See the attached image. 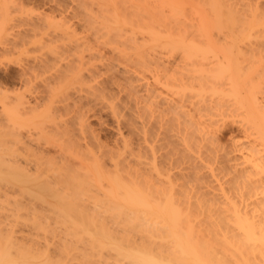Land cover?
Returning <instances> with one entry per match:
<instances>
[{
  "label": "bare ground",
  "instance_id": "6f19581e",
  "mask_svg": "<svg viewBox=\"0 0 264 264\" xmlns=\"http://www.w3.org/2000/svg\"><path fill=\"white\" fill-rule=\"evenodd\" d=\"M137 1L76 0L66 10L53 0L56 11L41 22L55 31H42L37 19L40 38L37 17H30L22 23L32 18L37 31L11 38V8L23 13V3L0 0V55L36 38L34 47L52 48L51 56H34L35 64L20 70L25 78L15 95L0 89L5 264H121L116 246L146 248L183 264L169 238L173 230L197 248L201 264H264V2L188 0L199 6H192L190 20L181 0L176 8L175 0L165 9L156 5L169 8L161 11L169 19L158 9L147 15L140 9L147 0ZM45 33L64 51L48 49ZM175 54L181 62L168 66ZM108 81L125 100L117 96L116 103ZM91 97L103 106L99 116L107 109L132 136L118 125L116 143H103L87 120L98 114ZM230 123L241 135L227 149L218 132ZM138 197L152 212L137 206Z\"/></svg>",
  "mask_w": 264,
  "mask_h": 264
},
{
  "label": "rangeland",
  "instance_id": "374dc122",
  "mask_svg": "<svg viewBox=\"0 0 264 264\" xmlns=\"http://www.w3.org/2000/svg\"><path fill=\"white\" fill-rule=\"evenodd\" d=\"M15 1H16V0H15ZM17 1H18V3H19L20 0H17ZM52 1H53V0H52ZM52 1L50 0V1H49L50 3H49L48 0H46V1H45V0H21L20 3H23V4H22V5H21V4H18V5H19V7H21V8L23 7V9H24V12H23V13H21L20 11H19L20 13H19V12H16V11H15L16 8L14 9V6H13V7H12L13 9L11 8V11L14 10V12H13L11 15H12V17L14 16V17L16 18V20H12V21H9V22H8V23H9V26H10V22L12 23L11 26H10V32L12 33V35H11L10 37H11V38H15L14 34L19 33V32H20L19 34H21L22 31H23V34L25 35V32H26V31H25L24 29H27V33L30 32V35H31L32 32H34V31L31 32V30L29 31V29H30V28H31V29L34 28V27L30 26V23L33 22V19H34L35 17H37L36 20H34V23H33V24H35V21H36V23H37V19H38V21H40V22L44 19L43 22H45V18H43V19H41V18H42L43 16L47 18V17H48V15L46 14L47 12H48L49 16L52 15L53 12L51 13V11H56V10H55V8H56L55 6H56L57 4L60 5V6H62V7L64 6L63 8L66 9V10H68L69 8H72L73 6L75 7V6L78 4V3L76 2V0H75V1L73 0V1L75 2V5H74V3L71 4V3H72L71 0H58L57 2H56V0H55V3H57V4L55 5V3L53 2V4L55 5V6H54V5L52 4ZM77 1H81V0H77ZM133 1H134V0H133ZM140 1H141V0H140ZM158 1H159V2H158ZM172 1H174V0H172ZM172 1H171V0H169V1H168V0H165V1H164V0H162V1H161V0H153V2H152V0H150V1L147 0L146 3H145V1H142V2H140V3H143V2H144V4H145V8L147 7L148 9L142 8V6H141L140 3H139V5L141 6V8H140V7H139V8H140V9H143V11L149 10L150 12L154 10V11H153V12H154V15H155V9H156V11H157V9H158V11L160 10L159 13H162V16H161V17L165 16L166 19H169V16L164 15L163 12H161V11H162V10L164 11V9L167 8V6L169 7V5H167L168 3L170 4V6H172V5L175 4V5H174L175 7L173 6L174 8H176V6L180 4V3H179L178 1H176V0H175V1H176L178 4L175 3V1H174V4H173ZM179 1H180V0H179ZM181 1H182V3H186V4H181V5H182L181 7L183 8V10H186V11H184V12H185V15H184V16L186 17V15L188 16V15H191V14L194 15L195 10L192 9V6L196 5L197 2L194 0V1L196 2V4H194L195 2L192 3V2H190L191 0H190V1L187 0L188 2H186V0H181ZM198 1H199V0H198ZM262 1L264 2V0H262ZM59 2H61V3H59ZM136 2H138V1L136 0ZM161 2H162V3H161ZM166 2H167V4H166ZM44 3H45V5H44ZM76 3H77V4H76ZM150 3L152 4V6H153L154 8L151 6ZM171 3H172V5H171ZM191 3H192V4H191ZM62 4H63V5H62ZM137 4H138V3H137ZM149 4H150V5H149ZM154 4H155V6H154ZM159 4H164L163 6L161 5L162 8H164V9H160L161 7H160V8H155V7H158V6H156V5H159ZM23 5H24V6H23ZM51 5H52V6H51ZM58 5H57V6H58ZM147 5H148V6H147ZM165 5H167V6H165ZM197 5H198V4H197ZM45 6H46V7H45ZM60 6H59V7H60ZM159 6H160V5H159ZM164 6H165V7H164ZM263 6H264V4H263ZM74 7H73V8H74ZM143 7H144V5H143ZM150 7H151V8H150ZM187 7H188V8H187ZM197 7H199V6H197ZM197 7L194 6L193 8H197ZM200 7H201V6H200ZM50 8H51V9H50ZM67 8H68V9H67ZM170 8H171V7H170ZM179 8H180V7H179ZM179 8H177V9H179ZM184 8H185V9H184ZM136 9H137V8H136ZM144 9H145V10H144ZM168 9H169V8H168ZM168 9H166L168 12H167L166 10H165V11H166V13L169 14L170 11H169ZM197 9H198V8H197ZM200 9H201V8H200ZM17 10H18V9H17ZM70 10H71V9H70ZM70 10H69V11H70ZM140 11H141V10H140ZM143 11H142V12H143ZM149 11H148V12H149ZM165 11H164V12H165ZM173 11H174V10H173ZM173 11L171 10L172 13H173ZM180 11H182V10L180 9L179 12H180ZM187 11H188V12H187ZM192 11H194V12L191 13ZM0 12H1V11H0ZM44 12H45V13H44ZM57 12H58V11H57ZM153 12H151V13H153ZM177 12H178V10H177ZM177 12H176V13H177ZM196 12H197V11H196ZM198 12L203 13L201 10H200V11L198 10ZM198 12H197V13H198ZM42 13H43V14H42ZM55 13H56V12H55ZM55 13L53 14V16H54V15H58V16H59V14H58L59 12L56 13V14H55ZM140 13H141V12H140ZM157 13H158V12H157ZM166 13H165V14H166ZM180 13H181V12H180ZM197 13H196V15H197ZM45 14H46V16H45ZM142 14H143V13H142ZM146 14L148 15L147 11H146ZM147 15H145V16H147ZM149 15H151V14H149ZM154 15H153V17H156V16H154ZM157 15H161V14H157ZM172 15H175V14L173 13ZM58 16H55V17H57V18H56L57 20H59V19H58ZM178 16H179V15H178ZM181 16H182V15H181ZM30 17L33 18V19H32V18L30 19V20H32V21H30L29 23H26V22L29 21L28 18H30ZM38 17H39V18H38ZM148 17H149V16H148ZM151 17H152V15H151ZM157 17H158V16H157ZM159 17H160V16H159ZM170 17H171V14H170ZM172 17H173V16H172ZM172 17H171V18H172ZM175 17H176V15H175ZM188 17H189V16H188ZM188 17H187L186 19H188ZM194 17H195V16H191L192 19H193ZM25 18H27V19H25ZM59 18H60V17H59ZM171 18H170V19H171ZM182 18H183V20H184V17H182ZM191 18L189 17L190 20H191ZM23 19L27 20V21L25 22L26 25H24V24L22 23ZM180 19H181V17H180ZM19 20H20V21H19ZM71 20H73V19H71ZM71 20H70V21H71ZM190 20H189V21H190ZM70 21H69V22H70ZM43 22H41V23H43ZM74 22H76V21L73 20V23H74ZM41 23H40V24H41ZM46 23H47V21H46ZM46 23H45V26L47 25ZM70 23H71V22H70ZM27 24H29V27H28ZM38 26H39V25H37V28H40V26L42 27V25H40L39 27H38ZM43 26H44V23H43ZM45 26H44V27H45ZM44 27H43V28H44ZM47 27H48V26L45 27L46 29H42V31L44 30V32H45V30H48ZM75 27L77 28V31H81V30H79L81 27H80V28H78L79 26H75ZM28 28H29V29H28ZM35 28H36V24H35ZM35 28H34L33 30H36V29H37V28H36V29H35ZM51 28H52V27H51ZM51 28L49 27V29H51ZM39 30H41V28L38 29V32H37L38 34H37V33H35V34L41 36L40 38H43L42 35L39 34V32H40ZM52 30L55 31L56 29L52 28L51 30H48V31H46V32L49 33V31L52 32ZM57 30H60V28L57 29ZM61 30H62V29H61ZM61 30H60V33H61ZM24 31H25V32H24ZM36 31H37V30H36ZM36 31H35V32H36ZM42 31H41V32H42ZM44 32H43V33H44ZM43 33H41V34H43ZM57 33H58V32H57ZM35 34H33V35H35ZM45 34H46V33H45ZM21 35H22V34H21ZM30 35H27V37H28V36L30 37ZM33 35H32V36H33ZM36 35H35V37H34V36H33V37L36 38ZM46 35H47V34H46ZM46 35H43V36H46ZM16 38H18V36H17ZM45 38H46V40H47V39L50 38V37H48V35H47V37H44V40H45ZM25 39H26V38H25ZM32 39H33V38L31 37V40H32ZM36 39H37V38H36ZM36 39H35L34 43H33V41H29L30 44H25L24 46L17 44V46H16V47H17V50H14V48H11V51H12V50H14V51H18V52L15 53V54H13V53H14L13 51H12V53L9 54V52H11V51H8L7 54L4 55L5 58H4V56H3L2 54H1L2 57H1V55H0V57H1V58H0V61H2V62H0V89H2V91H4V90H8V92H9L10 90H12V91H10V93H8V94H11V93H14V92H15V93L13 94V95H15V94H16V91H17L18 89L20 90V89L22 88V85H23V82H24V81L22 80V79H23V78H22L23 75H21L22 68L25 67V64H26V63H29V65H33V64H35V63H34L35 61H33V60H35L34 56L37 57L36 60H37V59H40V56H42V58H45L44 55H46L47 53H50V52H51V51H50V50H52L51 46H52V47L54 46L53 48H54L55 50H56V48H58V50H60V51H61V49H62V51H64L63 49H65V47L60 48L61 45L57 42V41L60 42L62 39H58L57 41L55 40V44H56V42H57V43H58L57 45H58V46L60 45L59 47L56 46V45H53V43H52L50 40H49V41L52 43V45H50L51 43H48V41H46V40H45L46 43L43 42V39H42V42H43L45 45H47V43L49 44L50 47H49L48 49H50V48H51V49H50V50H47L46 47H48V46L45 47L46 49H45V48H42V47H39L38 44H37L38 46H37V47L35 46V47H36V48H35L33 45L35 44V42H38ZM38 39H39V38H38ZM26 40H28V39H26ZM29 40H30V39H29ZM31 42H32V43H31ZM61 42H62V41H61ZM64 42H65V41H64ZM27 43H28V41H27ZM43 43H41L40 46L43 45ZM62 43H63V42H62ZM31 44H33V45H31ZM63 44H65V43H63ZM63 44H62V45H63ZM11 45H12V44H11ZM65 45L68 46L67 43H66ZM65 45H63V46H65ZM12 46H13V45H12ZM72 46H73V44H72ZM16 47H15V48H16ZM43 47H44V46H43ZM41 48H42L43 51L46 50V51H45L46 53H44V52L41 50ZM59 48H60V49H59ZM24 49H26V50H24ZM37 49L41 50L43 53H42L41 51L37 50ZM37 51H38V52H37ZM47 51H48V52H47ZM163 52H164V51H162V53H163ZM72 53L74 54L75 52H74V51H72V52H71V51L66 52L65 55H68V54H69L70 58H69V56L66 57V58L64 57V58L66 59V61L68 60L67 58H69L70 62H71L72 59H73L72 62H73V63L76 62V64H77V61L74 60V59L76 58L77 54L75 53V54H74L75 56H74ZM160 53H161V52H157V54H160ZM162 53L160 54L161 56H163ZM164 53H165L164 55H169V54H167L166 52H164ZM3 54H4V53H3ZM70 54H71V55H70ZM157 54H156V55H157ZM9 55H10V56H9ZM65 55H64V56H65ZM179 55H180V54H179ZM179 55L177 56V54H175V56H176L175 58H174V56H173L172 58H170V57L168 56V57H169L168 61L170 60L172 63H170V61H169L167 65H168V66H172V64H174V63L176 62V64H174V67H176V65H178V63L181 62V61H180V56H179ZM48 56H51V54H49ZM48 56L46 55V57H48ZM158 56H159V55H158ZM170 56H171V55H170ZM6 57H7V59H6ZM72 57H73V58H72ZM163 57H164V59L167 58V57L165 58V56H163ZM163 57H161V59H162L164 62H166V60H164ZM158 58L160 59V56H159ZM158 58H157V59H158ZM1 59H2V60H1ZM69 60H68V62H69ZM162 60H161V61L158 60V61L161 63ZM66 61H64V59H63V61H61L63 64H61V65H59V66H62V65L65 66V65H64V62H66ZM61 62H59L58 64H60ZM164 62H162V63L165 65ZM22 63H23V64H22ZM66 63H67V62H66ZM166 63H167V62H166ZM169 63H170V64H169ZM21 64H22V67H21ZM56 64H57V63H56ZM58 64H57V66H58ZM23 65H24V66H23ZM167 65H166V66H167ZM26 66H27V64H26ZM85 66H86V65H85ZM85 66H84V67H85ZM84 67H83V68H84ZM56 68H57V67H56ZM59 68H60V67H59ZM83 68H82V70H83ZM86 69H88L87 66L84 68V70H86ZM20 70H21V72H20ZM52 70L54 71L55 68L52 69ZM82 70H81V72H82V73L85 72L84 75H86V77H87V76H88L87 73L90 72V71H84V72H83ZM93 70H94V69H93ZM53 71H52V72H53ZM50 72H51V71H50ZM52 72H51V74H53ZM54 72H56V71H54ZM86 72H87V73H86ZM18 73H19L20 75L17 76ZM54 74H55V73H54ZM88 74H90V73H88ZM94 74H95V73H94ZM96 75H97V73H96ZM148 75H150V73L147 74V77H149ZM47 76H48V75H47ZM151 76H152V75H151ZM23 77H24V76H23ZM43 77H45V76H42L41 78H43ZM94 77H95V76H94ZM99 77H100V76H99ZM19 78H20V80H19ZM24 78H25V77H24ZM102 78H103V76H102ZM151 78H152V77H150V78L147 79V80H149L150 83L153 82V80H152ZM17 79H18V80H17ZM89 79H90V78H89ZM89 79H88V80H89ZM99 79H100V78L97 77V80H98V81H100ZM104 79H105V80H104ZM150 79H151L152 81H151ZM22 81H23V82H22ZM101 81H102V80H101ZM105 81H106V78L104 77V78H103V82H105ZM103 82H101V85H102ZM109 82H111V81H108V84H107V83H103V84H106V85H104V86L106 87V89H108V91H109L110 94H111V92H112V93H115V92H116V95L114 94L115 96H113V98H114V97L116 98L117 96L119 97V93H118V91H115V90H117V89H115V88H117V87H115V85L111 82L112 85H114V87H115V88H114L111 84H109ZM89 84H90V82H89ZM92 84H94V83L91 82L90 85H92ZM101 85H100V86H101ZM108 85H110V86H108ZM104 86L102 85V87H104ZM111 86H112V88H111ZM1 87H2V88H1ZM7 87H8L9 89H8ZM105 87H104V88H105ZM10 88H11V89H10ZM14 88H15V89H14ZM17 88H18V89H17ZM13 89H14V90H13ZM106 89H104V90H105V92H107L106 94H108V91H106ZM0 91H1V90H0ZM21 91H23V89H22ZM114 91H115V92H114ZM4 92H6V91H4ZM4 92H3V93H4ZM18 92H20V91H18ZM6 93H7V92H6ZM117 93H118V95H117ZM83 94H86V93L84 92ZM104 94H105V93H104ZM106 94H105V95H106ZM1 95H2V93H1ZM1 95H0V98H2ZM13 95H12V96H13ZM122 95H123V94H120L121 97H119V98H120V99L123 98V100H125L126 97H123L124 95H123V96H122ZM106 96H107V97H111L112 94H111V96H110L109 94L106 95ZM111 98H112V97H111ZM115 98H114V99H115ZM119 98H117L118 100L115 99V100H116V103H117V101H119ZM91 99H92V97H91ZM93 99H95V98H93ZM93 99H92V100H89V101H93ZM96 99H97V98H96ZM2 100H3V99H2ZM84 100H85V99H84ZM0 101H1V99H0ZM85 101H86V100H85ZM94 101H95V100H94ZM94 101H93V102H94ZM120 101H122V100H120ZM126 101H127V100H126ZM126 101L124 102V104L122 103V105L127 104ZM1 102H2V101H1ZM86 102H88V101H86ZM98 102H99V101H98ZM90 103H92V102H90ZM90 103H89V106H87V107H88L90 110H93V113H92V114H96V113H98L99 111L102 112V108H103V106L100 105V104H101L100 102H99V103H100L99 105L102 106V107H100L101 110H100V108H98L99 106H98V103H97V102H96L97 104H96L95 102L92 103L93 106H91V107H93V108H96V107L94 106V105H96L98 111L95 110V109H92V108L90 107V105H92V104H90ZM118 104H119V103H118ZM120 105H121V104H120ZM129 105H130V104H129ZM1 109H2V104L0 103V116H2V113H1L2 110H1ZM104 109H105V108H104ZM87 110H88V109H87ZM90 110H88V111H86V112L89 113ZM106 110H107V109H106ZM106 110H104L105 113H104V111H103V113L100 112V113H101L100 116H99V113H98L97 115H94V116H96V117H92L93 115H91V113L88 114V115H87V118H88L89 115H91V118H90V119H87V120H88L89 123H90V124L88 123L89 126H91L90 129L92 128L91 130H92L94 133L96 132L98 138H100V140H103V141H102L103 143H106V144L112 146V145H114V144L116 143L115 140L117 139V138H116L117 135H115L117 131L114 132V131L117 130V129L114 130V128H115V127L118 128L119 122H118V124H117V123L115 122V121H117V120H116V119H115V118H114L109 112H108V114H106L107 111H108V110H107V111H106ZM95 111H97V112L95 113ZM126 111L129 112V113L132 112V111H128V110H126ZM127 112H124V113L127 114V115H125V118H129V120L132 119V114H131V113L128 114ZM109 115H110V116H109ZM89 117H90V116H89ZM92 118H93V119H92ZM113 118L115 119V121L113 120ZM102 120H103L104 122H103ZM109 120H110V121H109ZM111 120H112V122H111ZM127 120H128V119H127ZM124 123H125V122H124ZM91 124H92V125H91ZM101 124H103V125H101ZM107 124H108V125H107ZM122 124H123V122H122ZM122 124H120L119 126H120L121 128H122L123 126L126 128V125H125V124L122 125ZM230 124H231V125H230ZM230 124H228V126H224L225 128H222V127H221V130H220V131H222L221 134H220V131L218 132V138H220V141H221L220 143H222L221 145H224V146H225V144H226V147L228 146L227 144H229V141L232 142V139L235 137V135H236L237 137L241 135V134H240V133H241V132H240V127H239L237 124H236L237 126H236L235 124H233V123H230ZM232 124H233L234 126H233ZM97 125H98V126H97ZM105 125H106V126H105ZM121 125H122V126H121ZM101 126H102V127H101ZM229 126H231V127H229ZM235 126H236V127H235ZM94 129H95V131H94ZM112 129H113L114 131H113ZM224 129H225V130H224ZM126 130H127V132L122 128V132H123V133H126L125 135H128V136L130 135V136H132L131 133L127 134V133H128V129H127V128H126ZM225 131H226V132H225ZM232 131H233V132H232ZM231 133H232L233 135H231ZM234 133H235V134H234ZM114 139H115V140H114ZM230 139H231V140H230ZM168 140L174 144L173 139L170 138V139H168ZM226 142H227V143H226ZM176 143H177V142L175 141V145H174V147H176V146L178 147V146H179V145H177ZM230 146H231V143H230ZM230 146H228V147H230ZM228 147H227V149H229ZM178 148H180V147H178ZM178 148H177V149H178ZM167 150H168V149H167ZM163 151H164L163 154H165L166 150H163ZM163 161H164V158H163ZM168 162H169V161H168ZM166 163H167V162H166Z\"/></svg>",
  "mask_w": 264,
  "mask_h": 264
},
{
  "label": "clouds",
  "instance_id": "9594fccd",
  "mask_svg": "<svg viewBox=\"0 0 264 264\" xmlns=\"http://www.w3.org/2000/svg\"><path fill=\"white\" fill-rule=\"evenodd\" d=\"M135 203L146 212H152L153 210V205L144 198H136ZM161 212L167 214L168 209L162 208ZM172 222L175 223L174 218ZM149 226L156 228L158 227V222L150 219ZM169 238L176 259L182 261L183 264H201L197 248L185 235L173 230L170 232ZM114 250L120 257L121 264H176L175 260L142 247L116 246ZM0 264H5V262L0 261Z\"/></svg>",
  "mask_w": 264,
  "mask_h": 264
}]
</instances>
